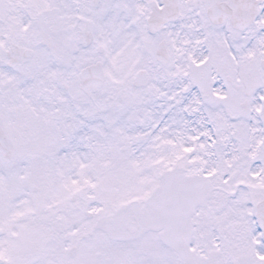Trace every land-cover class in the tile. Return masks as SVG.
Listing matches in <instances>:
<instances>
[{"label": "snow or ice", "instance_id": "obj_1", "mask_svg": "<svg viewBox=\"0 0 264 264\" xmlns=\"http://www.w3.org/2000/svg\"><path fill=\"white\" fill-rule=\"evenodd\" d=\"M0 264H264V0H0Z\"/></svg>", "mask_w": 264, "mask_h": 264}]
</instances>
